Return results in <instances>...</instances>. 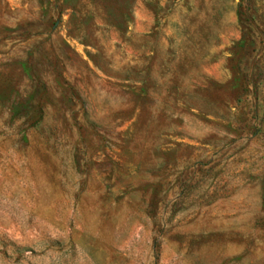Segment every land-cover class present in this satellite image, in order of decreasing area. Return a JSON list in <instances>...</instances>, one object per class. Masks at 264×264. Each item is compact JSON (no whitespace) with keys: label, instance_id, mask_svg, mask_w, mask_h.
Wrapping results in <instances>:
<instances>
[{"label":"rangeland","instance_id":"rangeland-1","mask_svg":"<svg viewBox=\"0 0 264 264\" xmlns=\"http://www.w3.org/2000/svg\"><path fill=\"white\" fill-rule=\"evenodd\" d=\"M0 264H264V0H0Z\"/></svg>","mask_w":264,"mask_h":264}]
</instances>
